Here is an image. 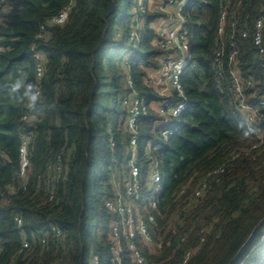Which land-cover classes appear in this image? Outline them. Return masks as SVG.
Returning a JSON list of instances; mask_svg holds the SVG:
<instances>
[{"label":"trees","instance_id":"obj_1","mask_svg":"<svg viewBox=\"0 0 264 264\" xmlns=\"http://www.w3.org/2000/svg\"><path fill=\"white\" fill-rule=\"evenodd\" d=\"M189 2L183 15L190 62L181 77L188 108L158 153L165 182L152 239L160 237L164 246L154 254L136 240L147 264H182L187 252L186 264H227L264 218V27L262 53L252 38L254 23L264 19V0ZM136 5L7 0L0 15V264H90L93 258L111 264L104 203L112 195L111 159L127 146L121 97L131 79L147 103L156 100L143 81L162 55L149 27L161 14L147 13L145 41L130 43ZM62 11L65 22L54 23ZM223 12V40L234 41L237 56L231 65L224 58L218 77L214 57ZM34 53L43 62L39 80ZM231 72L239 78L241 101L255 110L257 135L247 131ZM156 120L150 109L139 119L141 152ZM23 142L29 166L21 179ZM219 167L222 173L207 176ZM201 181L206 188L196 198ZM263 232L264 223L237 264H264ZM121 247L122 263L134 264L124 241Z\"/></svg>","mask_w":264,"mask_h":264},{"label":"built area","instance_id":"obj_2","mask_svg":"<svg viewBox=\"0 0 264 264\" xmlns=\"http://www.w3.org/2000/svg\"><path fill=\"white\" fill-rule=\"evenodd\" d=\"M156 2V9L152 11L148 6H144L142 0H138L133 9L134 22L133 30L129 41L135 45L140 43L139 31L144 25L143 18L149 13L161 14L160 18L149 24L154 32L152 46L162 52L158 58V69L151 70L144 78L143 84L146 89L153 93L156 100L149 103L140 97L133 86L131 79L126 81L127 95L123 100V106L127 109V118L122 124V128L127 133L126 149L129 153L127 159L122 162L118 157H112V168L110 171L111 197L104 203L105 210L111 218L110 239L112 246L110 248L112 258L111 264H123L121 242L126 243L128 251L131 252V258L134 264H147L142 252L138 249L136 240L139 239L149 249L150 253H159L164 244L160 237L152 239L155 228V214L159 211V196L162 193L164 174L162 170V161L158 157L163 144L167 143L173 133V124L185 113L188 108V102L181 85V77L190 62L189 43L187 32L185 31V17L183 12L185 8L193 2L189 0H148ZM203 4H206L203 2ZM173 7V10L169 8ZM7 9V0H0V15ZM225 14H221L220 27L218 30L217 50L215 52L214 64L217 69V76H222V67L224 58L228 65L234 61L237 56L236 46L233 40L227 44L223 40V21ZM67 18V11H62L53 22L63 24ZM264 19L259 18L254 23L253 45L260 48ZM246 37V33L242 35ZM227 46V52L225 53ZM35 61V77L39 80L43 74V62L38 53L33 54ZM126 64V63H125ZM230 83L234 95L239 101L238 108L242 113L243 120L246 122L247 131L250 134L257 135L254 126L255 110L243 104L242 88L236 73H230ZM38 90L34 95H38ZM263 104V102H260ZM154 112L157 120L154 122V129L149 141H145L140 151V133L139 119L146 116L148 110ZM26 119V118H24ZM109 148L115 149V142L112 138V130L108 129ZM124 156L122 151L121 157ZM29 163L27 158L26 143L23 142L19 155V177L24 179L27 174ZM223 167H219L209 173L207 176L213 177L222 173ZM206 188V181H201L194 192L196 198L202 195ZM185 189L181 191L184 193ZM52 200V199H51ZM20 225L21 221L15 219ZM51 231L56 238L61 236L60 232L51 227ZM174 233V232H173ZM261 242H264V232L261 235ZM168 245V244H166ZM27 245L24 244L23 247ZM190 252H187L182 260L186 264L190 258ZM90 264H98V260L93 258Z\"/></svg>","mask_w":264,"mask_h":264},{"label":"water","instance_id":"obj_3","mask_svg":"<svg viewBox=\"0 0 264 264\" xmlns=\"http://www.w3.org/2000/svg\"><path fill=\"white\" fill-rule=\"evenodd\" d=\"M3 16H6L5 14ZM264 223V218H262L252 229L250 232L249 236L245 240V242L241 245V247L238 249L236 254L231 258V260L227 264H237L238 261L240 260V257L243 253V251L253 242L255 235L257 233V230L262 226Z\"/></svg>","mask_w":264,"mask_h":264},{"label":"rangeland","instance_id":"obj_4","mask_svg":"<svg viewBox=\"0 0 264 264\" xmlns=\"http://www.w3.org/2000/svg\"><path fill=\"white\" fill-rule=\"evenodd\" d=\"M136 2H138V0H136ZM154 5H155V3L152 4L153 7H154ZM153 10H155V9L154 8H151V13H152ZM149 13H150V11H149ZM145 36H146V34H145L144 30H143V27H141V29L139 31V39H140L141 42H144L145 41V38H146ZM123 60H125V59H123ZM123 65H124V62H123ZM121 100L123 101V98L122 97H121ZM121 107H123V104L121 105ZM123 153H124V156L123 157H121V154H120V157H118L122 162H124V160L127 159L128 156H129V153H128L127 149H125V151H123ZM163 179L165 180V176L163 177Z\"/></svg>","mask_w":264,"mask_h":264},{"label":"crops","instance_id":"obj_5","mask_svg":"<svg viewBox=\"0 0 264 264\" xmlns=\"http://www.w3.org/2000/svg\"><path fill=\"white\" fill-rule=\"evenodd\" d=\"M155 3L154 7L152 6V4ZM147 6L151 9V8H155L156 9V2L153 1H148ZM169 10H173V7L169 8Z\"/></svg>","mask_w":264,"mask_h":264}]
</instances>
